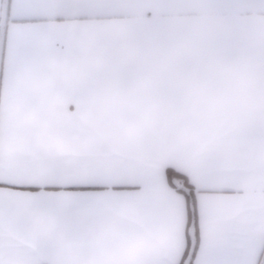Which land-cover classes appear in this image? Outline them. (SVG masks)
<instances>
[{
  "label": "crops",
  "instance_id": "crops-1",
  "mask_svg": "<svg viewBox=\"0 0 264 264\" xmlns=\"http://www.w3.org/2000/svg\"><path fill=\"white\" fill-rule=\"evenodd\" d=\"M224 226L264 232V0H0V264H199Z\"/></svg>",
  "mask_w": 264,
  "mask_h": 264
},
{
  "label": "snow or ice",
  "instance_id": "snow-or-ice-1",
  "mask_svg": "<svg viewBox=\"0 0 264 264\" xmlns=\"http://www.w3.org/2000/svg\"><path fill=\"white\" fill-rule=\"evenodd\" d=\"M57 165H50L38 178V182L30 186L53 187L56 185ZM214 177L211 174H201L200 183H211ZM142 182H144L142 180ZM185 202L195 198L193 187L183 193ZM264 249V232H255L251 229L236 228L233 226L221 227L206 247L202 244L203 258L199 264H264L260 260V251ZM168 264H173L171 260Z\"/></svg>",
  "mask_w": 264,
  "mask_h": 264
}]
</instances>
